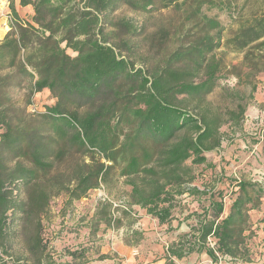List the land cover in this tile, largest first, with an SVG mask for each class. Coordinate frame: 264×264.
<instances>
[{"label":"trees","instance_id":"obj_1","mask_svg":"<svg viewBox=\"0 0 264 264\" xmlns=\"http://www.w3.org/2000/svg\"><path fill=\"white\" fill-rule=\"evenodd\" d=\"M72 1L21 0L23 6H34L40 30L20 26L0 42V149L39 168L50 167L38 143L41 125L36 119L25 121L24 112L9 96L8 90L24 81L25 106L45 90L51 93L56 102L46 107L42 119L53 122L60 136L72 133L65 155L77 158L76 163H67L66 184L63 174L57 173L26 203L17 205L24 255H16L9 245L16 221L0 216V264H82L87 249L69 252L65 256L70 261L61 262L63 257L56 258L44 239L42 216L52 192L64 194L72 204L120 180L130 188L125 207L101 203L91 232L101 225L126 228L123 222L129 219L124 244L138 248L144 240L132 228L133 208L138 207L160 226H168V232L176 233L183 224L188 228L165 246V264L194 255L206 256L213 264H250L255 237L251 212L260 211L264 186L225 179L227 188L199 187L187 164L214 169L206 154L221 148V128L242 124L245 105L237 103L222 113L207 98L221 87L223 78L250 87L252 95L256 92L264 75V5L254 0H160L164 6L180 2V11L166 16L146 39L150 51L162 53L159 59L141 58L140 65L130 40L110 44L104 30L97 39L93 27L99 17L79 10ZM120 1L88 0V5L102 12ZM124 1L141 11L156 5L155 0ZM213 10L227 17L228 28L220 17L209 15ZM64 42L78 53L76 58L66 54ZM6 70L11 72L1 75ZM256 139L262 142L264 133ZM32 173L19 164L14 175L24 178ZM1 190L0 200L7 202L8 195ZM184 196L195 201V210L181 209ZM177 214L180 219L173 227Z\"/></svg>","mask_w":264,"mask_h":264},{"label":"rangeland","instance_id":"obj_2","mask_svg":"<svg viewBox=\"0 0 264 264\" xmlns=\"http://www.w3.org/2000/svg\"><path fill=\"white\" fill-rule=\"evenodd\" d=\"M254 1L264 5V0ZM155 2L156 5L152 9L151 7L148 8L147 11L136 10L124 0L117 3L113 8L102 12L89 8L88 0H73L72 4L81 11L91 10L99 17L97 25L93 27L97 39L101 40L100 31L104 30V37L110 44H117L121 40H130L137 54L136 60L141 65L142 59L154 57L158 60L162 54L159 55L154 49L150 51L146 39L157 31L166 16H172L180 11V2L166 6L161 4L160 0H155ZM35 14V8L32 4L23 6L21 0H0V42H3L10 34L15 33L17 27L20 26L32 25L40 30V26L34 22ZM209 15L220 17L223 25L228 28L229 21L224 14L213 10L209 12ZM45 32L46 36H50L48 31ZM81 39H85L84 36ZM61 47L70 58L74 59L78 56L77 52L66 46V42L62 43ZM234 58L236 62L239 59V57L233 56L229 59ZM9 72L11 71L6 70L1 75ZM221 83V87L207 98L212 103V107L223 113L234 109L237 103H242L246 106L245 116L240 127L224 125L221 128V148L206 154L214 169H206L204 166H191L190 162L187 164L192 167L197 177L194 185L202 187V185L209 184L212 187L217 186L223 189L227 188L229 184L225 179H232L259 183L264 186V140L259 143L256 139L261 133H264V102L258 103L256 100L258 89H260L259 94H261L264 93V88L259 87L258 84L256 92L252 95L250 87L238 85L234 78H223ZM26 85L24 81L14 85L8 90L9 96L12 103L20 108V112H24L25 121L32 118L41 125V136L38 143L43 152H46L44 163L50 167L47 169L39 168L31 160L20 158L7 148L0 149V190L2 189L1 193L8 195L7 202L0 200V216L6 215L11 221L17 223L11 228L12 230L10 229L16 232V235L12 236L9 245L18 256L24 255L25 251L21 236L23 223L18 221L22 215L16 209L17 205L26 203L32 192L45 186L51 177L57 173L63 174L61 178L66 184L70 178L67 163L74 164L77 161L76 157L72 160L65 155V151H69L67 149L71 148L70 137L72 133L60 136L53 128V122L42 119L43 116L47 115L46 107L54 106L56 102L51 93L45 90L32 98L31 106H25ZM2 133L3 131H0V134ZM237 141L242 144L241 150H235L230 158L227 157L225 155L226 148L236 144ZM238 151H242V153L240 154ZM19 164L24 169L32 170V175L24 178L15 177L14 172ZM124 182L125 180H120L110 183L108 186L102 185L99 189L91 191L86 198L72 204H67V198L64 197V194L54 196L56 192H52L49 207L42 216L41 229L44 239L50 250L54 252L55 257H63L62 260L58 259L59 261H70L69 257L65 256L69 252H80L82 249H87L88 254L81 261L82 264H123V259L117 254L110 255L107 253V249L114 248L117 242L124 243L127 240L129 219L123 222L126 228L118 230L116 225L109 228L101 225L96 232L91 231L95 229L94 216L101 203H110L114 209L125 207L130 188ZM183 200V205H181L183 211L186 209L195 210L197 207L192 198L184 196ZM263 204L264 199L262 200ZM114 217L120 216L115 213ZM132 217L136 220L132 227L133 230L142 233L144 237L140 243L143 248V253L141 251L139 253L140 256L146 255L147 252L155 253L154 251L157 249L155 244L163 245L166 243L168 245L176 235L188 232L186 225H182L176 233L168 232V226L158 225L154 219L138 207L133 208ZM251 218L255 225L263 222L264 209L261 207L260 211L251 212ZM179 219L180 214H177L172 223L173 227H177ZM254 229L255 237L251 242L252 262L250 264H264V239H260L257 228L254 227ZM148 249L150 250L148 251ZM105 256H108L109 259H104ZM184 263L211 264L205 256L198 257L192 263L187 261ZM219 264L234 263L223 261Z\"/></svg>","mask_w":264,"mask_h":264},{"label":"crops","instance_id":"obj_3","mask_svg":"<svg viewBox=\"0 0 264 264\" xmlns=\"http://www.w3.org/2000/svg\"><path fill=\"white\" fill-rule=\"evenodd\" d=\"M260 86L264 88V75H261L259 77V87ZM257 92H258L257 96H256L257 102L258 103L264 102V93L259 94L260 89H258ZM241 148H242V144L237 141L236 144L231 145L228 148H226L227 150L225 151V155H227V157L230 158L231 155H233L235 150H238V149L241 150ZM238 152L240 154L242 153V151H238ZM262 208L264 209V204L262 205ZM155 222H157V221L155 220ZM157 224L159 225L158 222H157ZM254 227L257 228V234L259 235V238L264 239V221L261 223H258L256 225L254 224ZM166 245H167L166 243L163 245L162 244H160V245L155 244L154 246L157 247L156 251H154L155 253L147 252L146 255L140 256L139 255L140 251L143 253L142 246H139V248L133 249L134 247H129V246L125 245L123 242H117L115 244L114 248H108L107 249V253H109L110 255L117 254L118 257L123 259V264H165L166 260L164 257H165V246ZM149 250L150 249H148V251ZM153 250H155V249H153ZM145 256H147V257H145ZM198 257L201 258L204 256L200 257L198 255H194V256H191V257L184 259L182 261H176V264H185L184 263L185 261H187L188 263H190V262L192 263ZM209 262L212 264L211 261H209Z\"/></svg>","mask_w":264,"mask_h":264}]
</instances>
